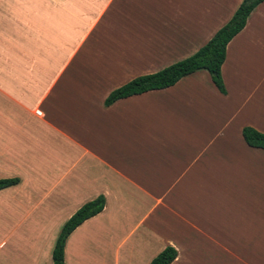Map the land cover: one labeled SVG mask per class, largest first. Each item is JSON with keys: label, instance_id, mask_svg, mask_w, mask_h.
<instances>
[{"label": "crops", "instance_id": "0c3cea01", "mask_svg": "<svg viewBox=\"0 0 264 264\" xmlns=\"http://www.w3.org/2000/svg\"><path fill=\"white\" fill-rule=\"evenodd\" d=\"M242 0H0V264H264V2L207 71L106 107L192 56Z\"/></svg>", "mask_w": 264, "mask_h": 264}, {"label": "trees", "instance_id": "16d2710c", "mask_svg": "<svg viewBox=\"0 0 264 264\" xmlns=\"http://www.w3.org/2000/svg\"><path fill=\"white\" fill-rule=\"evenodd\" d=\"M263 2L264 0H242L230 20L192 56L173 63L156 73L132 79L113 90L105 99L104 105L109 107L118 100L172 87L182 78L202 70L209 73L212 83L221 94L225 95L226 89L221 77V66L226 58V47L244 29L251 13ZM242 136L249 147L264 150V134L245 127L242 130ZM16 184H18V179L0 180V190ZM104 206L105 198L99 196L80 207L65 222L52 250V264H65V245L70 234L84 221L101 213ZM176 257L177 251L173 247H166L150 264H172Z\"/></svg>", "mask_w": 264, "mask_h": 264}, {"label": "rangeland", "instance_id": "374dc122", "mask_svg": "<svg viewBox=\"0 0 264 264\" xmlns=\"http://www.w3.org/2000/svg\"><path fill=\"white\" fill-rule=\"evenodd\" d=\"M264 9V8H263ZM57 239V238H56Z\"/></svg>", "mask_w": 264, "mask_h": 264}]
</instances>
